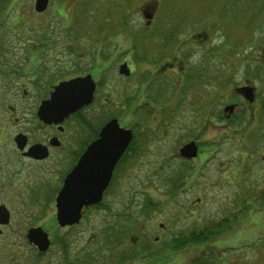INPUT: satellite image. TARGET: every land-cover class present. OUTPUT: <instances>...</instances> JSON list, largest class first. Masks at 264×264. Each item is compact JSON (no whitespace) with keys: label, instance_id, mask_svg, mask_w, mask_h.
Listing matches in <instances>:
<instances>
[{"label":"rangeland","instance_id":"rangeland-1","mask_svg":"<svg viewBox=\"0 0 264 264\" xmlns=\"http://www.w3.org/2000/svg\"><path fill=\"white\" fill-rule=\"evenodd\" d=\"M101 1L49 0L46 10L37 14L33 8L34 0H12L10 8L0 16V73L6 74L7 79L37 84L35 85L37 89L30 87L29 84L30 92L25 102H39L46 95L49 86L58 80L82 75L94 68V76L100 85H98L96 102L90 105L87 114L93 113L95 122L98 123L104 112H110L119 124L127 127L131 125L135 132L140 134L137 137L145 140L140 142L141 150L137 151L139 160L133 161L132 167L125 173L126 180L122 179L123 186H118L122 191L116 194L112 191L115 196L112 197V202L118 203L121 200L126 202L122 210L123 214L129 215L126 219H138V231L134 230L127 241L123 240L126 242L125 245H119L118 242L119 249L116 250L118 255L112 250V256L110 253L98 256L100 258L98 264H114L112 261L114 254L116 260H119L121 255L119 253L128 252L129 245L132 242L135 245L134 241L138 236H143L142 233L149 241L150 250L157 251L158 255H148L146 252L143 253L142 261L139 260L138 263L130 261L129 264H185L203 249H212L217 253L223 251V257L217 264H264V207L258 208L255 198L250 200L252 192L255 194L258 188L264 189V186H256L260 181L264 182V158H262L264 157V107L258 124L227 128L221 123H216L201 128L183 123V127L180 125L181 133H177L174 137L178 138V143L175 144L173 135L167 133L165 127L158 126L162 120L171 121L172 115L177 112L182 119L194 114L193 107L188 108L185 105L181 108L177 107L178 102L185 101L186 94L179 93V96L177 95L166 105L162 99L156 102L143 99L142 94L139 93L142 88L137 85L140 81L147 86L152 80H166L167 85L170 86L164 89L168 92L173 91L174 74L168 70H161L159 57L162 54L158 55L157 52L164 47L161 45V38L171 34L173 36L176 29L180 30L182 36L180 51H189L192 59L195 60L201 54L232 57L243 53L244 50L250 54H261L264 48V0H252L249 4L248 0H125L121 3L127 8V13L123 14L124 18L118 11L117 4L112 7V12L99 11ZM142 8L156 9V16L151 21L150 27L144 28L143 17L140 14ZM104 14L106 16L109 14L112 19V28L116 30V35H109L106 39L102 37L103 31L100 30L99 40L93 42L92 33L97 32L93 31L92 24L101 22ZM123 19L124 22L130 23L128 28L125 27V32H122L123 25L120 29L117 27L118 24L123 23ZM143 29L145 32H142ZM131 32L135 36L132 37ZM198 32L201 36L207 33L209 40L213 41L210 42L213 47L209 46V40L204 41L201 36H193ZM138 34H143L147 49L144 55H147V59H141L140 63H136L133 76L125 80L127 77L120 75L118 68L130 54V47L134 50L132 40ZM41 45L43 46L40 47ZM94 49L97 50L96 53ZM2 51L3 53L7 51L8 54L3 56ZM96 63L99 64L98 67ZM2 65L4 66L1 67ZM169 74L171 77L167 78L166 75ZM1 78L3 79L4 76ZM107 87L110 89L105 90ZM204 91L208 97L206 101L211 103L212 99V104H215L211 114H217L227 91L209 85ZM134 92L139 93L138 97L133 94ZM127 95L135 96L136 100L134 99L132 107L124 103L125 98L126 100L130 98ZM105 101L111 106L106 107ZM262 103L264 104V98ZM94 109L95 111L92 112ZM173 109L175 110L172 113ZM197 112L204 114L205 111ZM191 129H194L192 130L194 134L200 137L199 155L184 163V166L191 169L189 171L192 173L191 181H188L189 178L182 181L178 195L172 199L165 191L158 190L161 180L153 179V174L159 166L163 167V171L171 165L176 167L183 164L175 158V155L179 144L188 139ZM147 144H151V152L147 151ZM230 149L233 152H229ZM237 164L243 168L241 188L244 199L240 197L242 194L236 193L234 186H225L222 178L228 175L229 171L234 170ZM121 174L119 171L116 172V178ZM148 177L151 179L145 182ZM166 177L167 174L164 175V178ZM141 183L144 184L140 185ZM247 188L253 191L246 193ZM261 192L263 191H258L257 194ZM235 195L242 200L238 204L236 201L239 199H233ZM144 199L156 205L154 213L149 214V218L154 219V223L147 221L148 218H139V213L135 212L136 205L139 206ZM246 200L247 204L252 205L248 209L243 207ZM184 204L191 207L194 214L190 216L192 222L181 215ZM110 205L112 206L111 203L106 202V207L103 206L105 210L95 209L85 215L84 237L87 243L90 238L93 240L91 243H94L103 237L100 231L108 221L102 222V216L116 213V208L113 210V206ZM161 210H164L163 214H160ZM220 215L237 216L232 230L204 245L171 248L169 243L177 236L180 229H188L186 228L188 226L192 228L198 220L203 221L201 218L210 221L216 220ZM160 224L163 225V229L159 228ZM155 238L158 239L156 242ZM15 249L27 256L25 259L29 264L33 262L30 261L31 252L22 245L10 249L0 248V258L11 262L10 259H14L17 255ZM55 252L53 248L52 253L45 256L42 262L57 264L56 257L53 258ZM104 257L111 258L110 262L107 263L108 260Z\"/></svg>","mask_w":264,"mask_h":264},{"label":"flooded vegetation","instance_id":"flooded-vegetation-1","mask_svg":"<svg viewBox=\"0 0 264 264\" xmlns=\"http://www.w3.org/2000/svg\"><path fill=\"white\" fill-rule=\"evenodd\" d=\"M155 10L141 9L140 14L143 17L144 28L151 26V21L156 16ZM143 11L150 18H145L142 14ZM142 32H145V29ZM173 33V40L167 42L161 50L162 56L159 57L161 70L171 71L175 79L173 81L174 85L171 84L172 92L164 89L170 86L167 85L166 80H157L162 91H164L162 101L167 105L184 90L183 93L186 94V99L182 103L188 108L193 107L194 111L192 116L185 119H182L179 113L177 115L173 114L172 123L178 127L177 131L174 132L176 134L174 136L181 133L180 125L183 123L201 128L216 123H221L227 128L258 124L264 107L262 103L264 98V48L259 55L250 54L244 50L243 53L232 55V57L220 54L215 56L201 54L195 60L192 59L189 51H180L182 42L180 30L176 29ZM193 36L199 37L201 35L198 32ZM201 37L204 41L209 40L207 33H204ZM210 42L213 41L209 40V46L213 47ZM133 51L130 47V54H128L125 61H122V63H126L129 70L125 80L133 76L135 65H137L134 62ZM228 58L234 61L232 62ZM95 65L98 67L99 64L96 63ZM94 73L95 69L93 68L87 73L73 76L87 74L92 76L96 83L92 102L59 122L49 123H45L37 117L40 101L48 98L52 87L58 82L73 77L58 80L49 86L44 98L39 102L30 103L25 102L30 92L28 89L29 84H31L30 87L36 89L35 85L37 84L34 82L21 83L15 79H7L6 74L0 73V248L10 249L16 246H24L31 252L30 261L33 262L30 264H44L42 261L45 256L52 253L53 248L56 250L53 258L56 257L57 264H83L85 244H90L93 241L90 238L87 243L84 237L85 215L91 210H97L100 206L106 207V202L111 203L112 206L117 205V202H112V188L113 186H123L122 179L125 181L126 178L119 176L120 178H117L118 183H115L112 182L114 175L116 176L118 171L122 174L127 173V170L132 167L134 153L131 142L137 134L131 125L127 127L119 124L120 127L131 130L132 139L117 160L109 182L102 192L101 200L96 204L82 206L79 210L80 217L76 223L63 226L59 224L57 199L65 185V181L78 165L87 147L98 138L102 126L112 118L100 125V120L98 123L95 122L96 118L94 119L93 113L87 114L86 112L89 110L90 105L96 102L99 83ZM100 73H102L101 70ZM2 76H4L3 79ZM168 76L170 74L166 75L167 78ZM137 85L142 88L139 91L142 94L141 97L143 99L147 98L149 85L145 86L144 82L141 81ZM208 85L227 91L221 101L222 104L219 105L218 113L214 115L211 114V109L215 104H212V99L211 103L206 101L208 97H206L207 93L204 88H207ZM246 89H249V93H251V100L245 96ZM35 91L34 89L33 92ZM139 93L134 92L133 94L138 97ZM135 96H130V107L134 105ZM177 106L181 108L179 102ZM230 106L231 109L225 111V108ZM94 111L95 109L92 112ZM197 111L205 112L204 114H198ZM97 127V134L94 136L92 134ZM194 133L191 132L188 139L179 144L177 148L175 158L181 162L187 163L192 160L182 158L179 155V148L186 142L195 141L198 148L197 156L199 155L200 137ZM229 152L233 151L230 149ZM251 155H253V151H251ZM122 158L125 159L122 160ZM242 170L243 168L237 164V166H234V170L229 171L228 175L222 177L225 186H234L236 193L240 194L243 192L241 188L243 186ZM190 176H192V173H188V177L184 175V180L189 178L188 181H191ZM256 186H264V182L260 181ZM258 191H264V189L258 188ZM237 196L235 195L233 198L234 200L239 199L236 204L242 201L240 199L243 198V194L240 196L241 198H237ZM112 206L110 205V207ZM184 206L181 215L187 221L192 222L190 216H194V214L190 209L191 207L186 204ZM95 220L94 218L93 221ZM150 221L154 223V219H150ZM182 222L184 221L182 220ZM162 227L163 225L160 224L159 228L163 229ZM34 230H39L40 233L46 235L49 242L46 251H39L34 243L28 241L29 231ZM146 232L148 233V230ZM142 235L138 236L134 243L138 251L141 250L142 246L149 243L146 235L144 233ZM154 240L156 242L158 239L155 238ZM150 251L154 254V250L151 249ZM15 252L17 255L14 259H10L11 262H6L0 258V264H29L28 260L25 259L26 255L20 254L18 250ZM110 255L112 256V253ZM96 259L98 261L97 256ZM108 259L110 261L111 258ZM134 261L139 262L136 259Z\"/></svg>","mask_w":264,"mask_h":264},{"label":"trees","instance_id":"trees-1","mask_svg":"<svg viewBox=\"0 0 264 264\" xmlns=\"http://www.w3.org/2000/svg\"><path fill=\"white\" fill-rule=\"evenodd\" d=\"M251 1L252 0H248L247 3L249 4ZM11 2H12V0H0V16L2 14H4L5 11H7L10 8L9 5ZM124 2H125V0H102L99 4L100 5L99 11H101L102 13H103V11H108V12L111 11L112 12V7L114 6V4L115 5L117 4L116 7L118 8V11L121 12L122 18H124L123 14L125 15V13H127L126 6L121 4ZM119 25L120 24L117 25L118 29H120V27L123 25V27H122L123 31L122 32H125V30H126L125 27L128 28L130 26V23L128 24V22H124V19H123V23L120 26ZM92 29H93V31L97 32L95 34L92 33L93 42H97V40H99V34H100L99 31L100 30L103 31V33H101L103 35L102 37H106V39H107V36H109V35L110 36L116 35V32H115L116 30L114 31L112 28V19H110L109 14H108V16H106L104 14L101 22H97V24H92ZM45 30H46V28H45ZM87 31L91 32L89 30H87ZM133 36H135V35H133V33H132V37ZM142 36H143V34H141V35L138 34V36L134 37V39L132 40L133 41V48H134L133 58H134L135 63H138V62L140 63L141 59H147V57H146L147 55H144L147 53V49L145 48L144 37H142ZM171 36H172V34H171ZM171 36H167L166 38L165 37L161 38L162 39L161 45L165 46L167 44V42H171L174 38V34L172 37ZM167 40H169V41H167ZM94 44L96 45V43H94ZM42 46L43 45H41L40 47H42ZM33 49H34V47H33ZM96 51L97 50L94 49L95 53H96ZM2 54H3V56H5L8 54V52L6 51L3 53V51H2ZM157 54L158 55L162 54L161 50H159V52H157ZM3 66L4 65H2L1 67H3ZM5 66H7V65H5ZM109 89H110L109 87H107V89L105 88V90H109ZM146 96H147V99H150L151 102H156L157 100L161 101V99L163 100L164 91H162V89L159 85V82L157 80L152 81L151 84L148 86V91H147ZM127 97H130V96L127 95ZM131 97H133V95ZM131 97L127 98L128 100H126V98H125L124 103H126V105H129V100L131 99ZM105 102H106V105H105L106 107L111 106L109 102H107V101H105ZM182 102H179L181 107L183 105ZM114 104H115V102H114ZM109 110H110V108H109ZM174 110L175 109L172 110V113L174 112ZM177 114H178V112L175 115H177ZM172 116L174 117V115H172ZM111 117L114 118L115 116H113L110 112H106V113L104 112V115L100 118V125H102L105 121H107ZM172 121L173 120H171V122H170V120H168V119H167V121L162 120L158 127H160V128L165 127V131L167 133L172 134L173 138H174L175 137L174 132L177 131L178 127H177V125H174L172 123ZM183 126H184V124H182V127ZM186 127L189 128V126H186ZM97 129H98V127L96 128V130L93 132L92 135L95 136L97 134ZM192 130H194V129H191L190 133L193 132ZM165 131H164V133H165ZM136 134L138 136H140L139 133H136ZM137 135H136V137H137ZM142 136H143V134H142ZM136 137L134 136V138L132 139V142H131V146H133L131 148H132L133 153H134V156L132 157V161L139 160V158H140L139 153H136V152L137 151L139 152L141 150L140 142L142 143L145 141V140H142L140 137H137V138ZM146 139H148V138H146ZM177 140H178V138H174L175 144L178 143ZM180 141H181V139H179V142ZM150 145L151 144H147V151H149V152L152 151V146H150ZM144 149L146 150V148H144ZM124 159L125 158H122V160H124ZM182 163H183L182 165L176 166V167H175V165H171L168 168L164 169L163 171H162L163 167L161 168V166H159V167H157V169L154 171V174H153V176H154L153 179H158L159 181L161 180V184H160V186H158V190L165 191L166 194L172 199L176 198V196L178 195L177 194L178 190L181 187L180 183L182 181H184V178H185L183 176L184 175L188 176V173L191 170L189 167L184 166L185 165L184 163H186V162H182ZM165 174H167L166 178H164ZM125 176H126V174L124 173L123 178ZM115 177L116 176L114 175L112 182L118 183V179L116 178V180H115ZM120 177H122V174L120 175ZM149 179H151V177H148L145 180V182H147ZM143 184L144 183H141L140 185H143ZM117 188H118V186H113V188H112V191L115 194L122 191L119 188L118 189ZM249 189L250 188H247L248 191H246V193L247 192L250 193L251 191H253V189H250V190ZM252 193L253 194H251L250 200L255 198V202L257 203V207L258 208L264 207V191L259 193V194H257V192H255V194H254V192H252ZM113 196L114 195L112 194V197ZM247 203L248 202L246 200L244 205L242 204L243 207H245V209H248L249 207L252 206L251 204H247ZM125 206H126V202L124 200H121L117 203L116 206H113V210L116 208L115 214L108 213L105 216H102V220H101L102 222L108 221V222H105L107 225L106 224L103 225L102 226L103 230L100 231L103 233V237L100 238L98 242L86 244L83 264L97 263L100 261V258L98 256H103L104 254L106 255L107 253H112V250H114L115 253L118 255V253L116 251L117 249H119V246H117L118 242H119V245H123L124 243L126 244V242L125 241L123 242V240L127 241V239L129 238V236L132 234V232L134 230L138 231V229H137L138 219H136V218H134V220L133 219L132 220L126 219V217H128L129 215L123 214V212H122V210L125 208ZM136 208L137 209L135 212L139 213V215H138L139 218L145 217V218L149 219L147 221H150L149 214L154 213V211L156 210V205L152 201H150L148 199H144V201L139 206L136 205ZM98 209L102 210L103 206H100L99 208H97V210ZM161 213L163 214L164 210H161ZM155 214H156V212H155ZM171 216L173 217L172 214H171ZM201 219L203 221L201 222L198 220L197 221L198 223L196 222L195 226H193L192 228L188 226V227H186L188 229H185V228L180 229L179 232L177 233V236L174 237L169 243L171 248L172 249H181V248H184V247H187L190 245L199 246V245L207 244V243L211 242L212 240H214L215 238L220 237L222 234L226 233L227 231L232 230L233 224L236 223L237 216L236 215L235 216L228 215V217L227 216L224 217L223 215H220V217H218L216 220H210V221H208L205 218H201ZM139 235H141V234H139ZM132 243L129 245L128 252L119 253V254H121L119 260H116V257H115L116 254H114L113 259H112L114 264H121L123 262H124V264H129L128 262L134 261L135 259L142 261L141 258L144 256L143 253L147 252L148 255L152 254V252L150 251L149 245L142 246L140 248L141 250L138 251L137 248L135 247V245H133ZM108 249H110V250L107 251ZM153 253L158 255V252L155 250ZM219 253H221V254L219 255ZM219 253H217L216 251H214L212 249H208V250L203 249V250H200L194 257H192L185 264H217L220 261V258L223 257L222 256L223 251H220ZM139 255H140V257H138ZM96 256L98 257V261L96 259ZM104 258H105V260H108V261H106L107 263L110 262L108 259L109 257H104Z\"/></svg>","mask_w":264,"mask_h":264},{"label":"water","instance_id":"water-1","mask_svg":"<svg viewBox=\"0 0 264 264\" xmlns=\"http://www.w3.org/2000/svg\"><path fill=\"white\" fill-rule=\"evenodd\" d=\"M48 0H35L34 10L43 12ZM145 18H150L145 11ZM118 73L129 74L126 63L119 66ZM95 82L90 74L74 77L53 86L47 99L40 102L37 117L45 122H59L71 113L89 105L93 99ZM246 89L245 96L251 100V93ZM231 109L226 107L225 111ZM132 139L130 129L119 126L116 118L109 119L100 129L98 138L86 149L76 168L69 174L57 199L58 221L60 225H72L80 217L82 206L96 204L109 182L111 172ZM180 157L192 159L197 156L195 141L184 143L178 150ZM28 241L34 243L39 251L48 249L49 242L39 230L29 231Z\"/></svg>","mask_w":264,"mask_h":264}]
</instances>
